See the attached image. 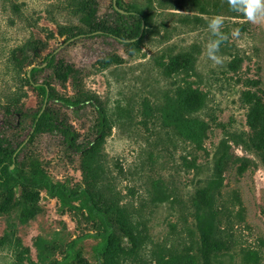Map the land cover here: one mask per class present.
<instances>
[{
  "label": "rangeland",
  "instance_id": "374dc122",
  "mask_svg": "<svg viewBox=\"0 0 264 264\" xmlns=\"http://www.w3.org/2000/svg\"><path fill=\"white\" fill-rule=\"evenodd\" d=\"M119 3L131 15L113 0H0V135L10 146L26 140L21 171L39 165L86 186L114 215L106 254L96 237L78 244L88 264H264V21L228 0ZM216 15L227 39L214 66ZM93 28L120 39L85 34ZM42 63L38 81L92 102H43L29 80ZM40 107L91 148L74 151L59 132L30 138ZM11 194L8 205L0 194V264H57L71 240L95 230L44 189Z\"/></svg>",
  "mask_w": 264,
  "mask_h": 264
},
{
  "label": "trees",
  "instance_id": "16d2710c",
  "mask_svg": "<svg viewBox=\"0 0 264 264\" xmlns=\"http://www.w3.org/2000/svg\"><path fill=\"white\" fill-rule=\"evenodd\" d=\"M117 5L123 8L119 0ZM115 8V7H114ZM125 12H116L121 15H131L132 11L125 9ZM92 13H88L82 17L84 22H89L92 18ZM143 21L139 22L138 33L142 27ZM115 32V33H114ZM107 32L98 28H93L87 34H110L120 39V34L116 31ZM56 54L49 53L45 57L46 66H52L55 62ZM42 65H35L30 70L29 80L40 91L43 96V102L58 100L62 104L69 107H78L92 102L93 99H73L70 97L59 96L50 87L48 82H40L35 78V74L42 68ZM69 71H73V67H68ZM98 107V105H97ZM101 124H104L105 116L101 107H98ZM102 131V129H101ZM44 132H59L68 146V148L83 152L91 148L90 145H85L78 139V133L72 125L63 121L56 120L48 111L40 107L36 112L30 130V138L34 135ZM7 139L0 135V194L6 193L5 204L10 203L11 193L16 186H23L30 190L44 189L51 197H56L61 201L64 207L69 210L79 209L87 214V218L94 223V232L84 233L71 240L66 248L65 255L57 264H70L72 261H77L78 264H88L84 261L82 253L78 250V244L88 237H96L100 240L97 247L99 254H106L112 244V238L117 230V222L114 215L107 209L101 207L93 193L88 187L73 188L69 184L62 181H54L41 166H33L28 171H21L17 165V159L26 146V140L20 141L16 146L6 144ZM13 165V167H12ZM4 207H0V211Z\"/></svg>",
  "mask_w": 264,
  "mask_h": 264
},
{
  "label": "clouds",
  "instance_id": "9594fccd",
  "mask_svg": "<svg viewBox=\"0 0 264 264\" xmlns=\"http://www.w3.org/2000/svg\"><path fill=\"white\" fill-rule=\"evenodd\" d=\"M228 4L232 11L243 14L249 21L260 23L264 21V0H228ZM224 26L223 16L216 15L208 22V27L219 39L213 41L212 46L207 49L209 58L213 61V65L222 63V58L217 55L220 44L227 39V36L221 31ZM239 30H235L238 34Z\"/></svg>",
  "mask_w": 264,
  "mask_h": 264
},
{
  "label": "water",
  "instance_id": "95a60500",
  "mask_svg": "<svg viewBox=\"0 0 264 264\" xmlns=\"http://www.w3.org/2000/svg\"><path fill=\"white\" fill-rule=\"evenodd\" d=\"M113 4H114V7H115V9H117L118 11H120V12H125V10L123 9V8H119V6L117 5V1L116 0H113ZM144 28V21H143V23H142V29ZM67 42V41H66ZM65 42V43H66ZM12 167H13V165H12Z\"/></svg>",
  "mask_w": 264,
  "mask_h": 264
}]
</instances>
